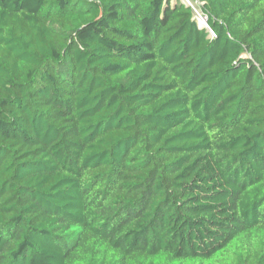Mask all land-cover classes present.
Returning a JSON list of instances; mask_svg holds the SVG:
<instances>
[{
  "label": "trees",
  "instance_id": "trees-1",
  "mask_svg": "<svg viewBox=\"0 0 264 264\" xmlns=\"http://www.w3.org/2000/svg\"><path fill=\"white\" fill-rule=\"evenodd\" d=\"M198 1L0 0V264H264V0Z\"/></svg>",
  "mask_w": 264,
  "mask_h": 264
},
{
  "label": "rangeland",
  "instance_id": "rangeland-1",
  "mask_svg": "<svg viewBox=\"0 0 264 264\" xmlns=\"http://www.w3.org/2000/svg\"><path fill=\"white\" fill-rule=\"evenodd\" d=\"M183 1L188 5L193 6L195 17L198 18L199 24L201 25V27H206L207 18L201 13V8L199 7L200 5H202V3H200L198 0H194V2L192 0H183Z\"/></svg>",
  "mask_w": 264,
  "mask_h": 264
},
{
  "label": "built area",
  "instance_id": "built-area-1",
  "mask_svg": "<svg viewBox=\"0 0 264 264\" xmlns=\"http://www.w3.org/2000/svg\"><path fill=\"white\" fill-rule=\"evenodd\" d=\"M206 27L208 28V30L211 32V30L209 29V27L207 26V24H206ZM212 33V32H211Z\"/></svg>",
  "mask_w": 264,
  "mask_h": 264
}]
</instances>
